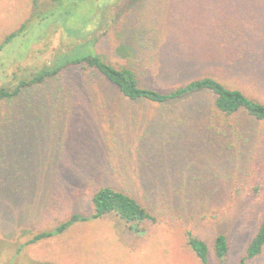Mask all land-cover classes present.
Returning <instances> with one entry per match:
<instances>
[{
    "label": "rangeland",
    "instance_id": "rangeland-1",
    "mask_svg": "<svg viewBox=\"0 0 264 264\" xmlns=\"http://www.w3.org/2000/svg\"><path fill=\"white\" fill-rule=\"evenodd\" d=\"M48 1L33 15L32 0H0V83L60 47L67 0L49 13ZM71 1L82 19L103 7L93 48L142 86L165 91L207 76L264 103V0ZM213 100L208 90L131 100L79 67L0 101V264H201L189 234L207 242L208 264H239L264 214V120L223 115ZM103 185L132 194L155 220L138 233L109 213L24 245L74 213L92 214ZM218 234L229 242L222 263ZM246 264H264V248Z\"/></svg>",
    "mask_w": 264,
    "mask_h": 264
},
{
    "label": "trees",
    "instance_id": "trees-1",
    "mask_svg": "<svg viewBox=\"0 0 264 264\" xmlns=\"http://www.w3.org/2000/svg\"><path fill=\"white\" fill-rule=\"evenodd\" d=\"M59 0H49L43 6L46 12L58 5ZM78 3L71 0L63 2L65 6L64 14L68 16L63 19V38L60 47L55 48L48 61L43 62L40 66L34 68H21L20 75L17 71L12 73V77L8 81L0 83V101L17 97L24 87L33 86L43 83L46 79L53 77L62 70L68 68H93L97 70L112 86L131 100L147 99L155 102L177 101L186 98L196 92L203 90L211 91L214 94L213 110L221 112L223 115L230 116L240 110L246 111L256 120H264V103L256 98L247 95L243 90L237 87H230L226 83L211 77L203 76L190 80L182 85L161 91L154 88L142 86L139 82L136 72L127 66H115L102 59L94 50V45L99 39L104 25L100 21L102 8L94 4L93 11L89 19L74 17L72 10ZM104 5V3H103ZM33 15H36V7L39 6L38 0H32ZM97 9H101V12ZM51 11V12H52ZM49 13V12H48ZM47 13V14H48ZM42 15L40 21L47 18ZM53 20L42 28L56 27L58 20ZM88 22L92 23L91 25ZM51 24V25H50ZM107 25V24H106ZM76 26V27H75ZM75 28L77 34L71 36V30ZM105 32V30H104ZM17 33L13 32L6 36L4 43L8 42ZM4 44L0 45V49ZM91 204L93 212L90 215H82L80 213L72 214L68 219L59 223L50 230L41 231L35 234L31 239L24 243L37 242L38 240L52 237L54 234L63 232L68 226L78 221L94 220L99 217L113 213L120 219L127 222L128 228L132 231L142 233L140 224L146 220H155L153 212L143 203H141L132 194L123 190L115 189L109 185L100 186L91 196ZM188 244L196 253L201 264H208L209 246L207 242L195 235L189 234ZM22 248V247H21ZM264 248V214L258 229L249 240L245 254L241 258L239 264H246L247 259H253L260 255ZM213 251L222 263L228 252L229 242L224 234H218L213 241Z\"/></svg>",
    "mask_w": 264,
    "mask_h": 264
}]
</instances>
